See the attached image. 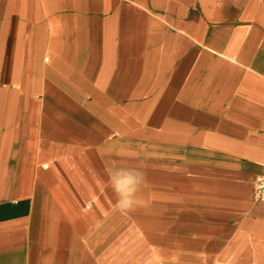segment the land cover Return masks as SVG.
Listing matches in <instances>:
<instances>
[{"label":"crops","instance_id":"1","mask_svg":"<svg viewBox=\"0 0 264 264\" xmlns=\"http://www.w3.org/2000/svg\"><path fill=\"white\" fill-rule=\"evenodd\" d=\"M264 0H0V264H264Z\"/></svg>","mask_w":264,"mask_h":264},{"label":"built area","instance_id":"2","mask_svg":"<svg viewBox=\"0 0 264 264\" xmlns=\"http://www.w3.org/2000/svg\"><path fill=\"white\" fill-rule=\"evenodd\" d=\"M253 199L264 201V175H259L254 180Z\"/></svg>","mask_w":264,"mask_h":264}]
</instances>
